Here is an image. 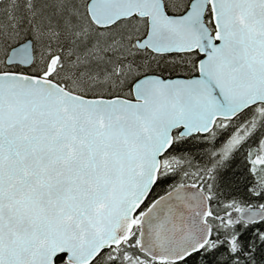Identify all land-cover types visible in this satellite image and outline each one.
<instances>
[{"label":"snow or ice","instance_id":"obj_1","mask_svg":"<svg viewBox=\"0 0 264 264\" xmlns=\"http://www.w3.org/2000/svg\"><path fill=\"white\" fill-rule=\"evenodd\" d=\"M0 264H264V0H0Z\"/></svg>","mask_w":264,"mask_h":264}]
</instances>
